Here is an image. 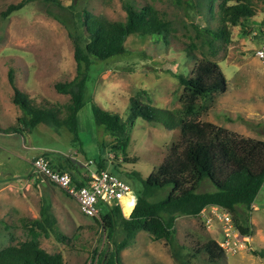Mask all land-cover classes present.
<instances>
[{
	"label": "rangeland",
	"instance_id": "374dc122",
	"mask_svg": "<svg viewBox=\"0 0 264 264\" xmlns=\"http://www.w3.org/2000/svg\"><path fill=\"white\" fill-rule=\"evenodd\" d=\"M56 1L64 7H74L77 28L84 12L123 22L125 5L149 7L169 24L165 38L130 36L124 56L92 65L87 93L97 106L117 114L123 122H128L132 102L161 113L178 111L184 90L176 76H187L195 63L205 58L218 64L227 89L200 101L199 112L187 121L211 124L239 138L264 142V71L255 58V51L264 41V0H250L255 15L238 26L228 25L227 37L220 39H213L204 30L215 32L219 28L216 22H204L210 0ZM219 1L215 0V8ZM23 2L22 9L4 16L9 7ZM47 10L59 13L55 4L40 0H0V250L29 240L22 221L38 218L41 204L48 200L57 226L47 238L38 234L40 248L51 255L60 254L64 264H101L115 245L125 241L124 230L117 227L110 236L98 220L84 216L77 203L55 185L30 178V161L43 153H54L85 166L90 162L87 169L77 166L85 177L101 164L103 170L130 186L131 193L121 206L122 216L128 217L139 184L127 175L136 173L145 180L176 142L179 130L139 118L127 125L122 137L126 143L124 154L116 155L110 149L115 140L95 124L89 103L77 114L79 144L72 142L65 128L23 127V115L12 104L9 72L16 88L27 94L35 106L49 108L68 104L69 96L57 93L54 86L70 82L76 75L67 30ZM212 191L207 182L198 190ZM97 208L101 210L99 205ZM204 214L215 216L211 210H204ZM201 216L180 215L174 221L176 243L185 248L180 250V260L172 258L165 240L156 241L147 232L138 231L120 250V264H264V183L250 214L252 236L237 254H224V259L209 262L201 249L208 240L218 245L222 224L212 220L207 226Z\"/></svg>",
	"mask_w": 264,
	"mask_h": 264
},
{
	"label": "trees",
	"instance_id": "16d2710c",
	"mask_svg": "<svg viewBox=\"0 0 264 264\" xmlns=\"http://www.w3.org/2000/svg\"><path fill=\"white\" fill-rule=\"evenodd\" d=\"M40 1L57 6L58 14L51 10H47V14L67 30L73 45L76 75L72 81L54 86L57 93L69 96L68 104L49 108L35 106L27 94L16 88L12 73L9 72V84L13 90L12 104L23 115V127L33 129L45 125L54 129L65 128L72 135V142L79 144L77 114L89 103L92 104L95 124L115 140V145L110 149L116 155L118 152L124 154L126 143L122 137L127 125L139 118L148 123L163 122L168 128L179 130L176 142L170 145L160 165L145 180L140 179L136 173L127 175L139 184L137 189H133H136L137 197L128 217L122 216L118 206L99 204L101 210L98 218L91 219L98 220L110 236L117 227H121L126 234L125 241L115 245V250L104 257L101 264H120V250L138 231L147 232L156 241L165 240L172 258L180 260L183 257L180 250L185 248L178 247L176 243V217H196L208 207H220L232 217L233 225L242 237L252 236L250 214L264 183V142L239 138L211 124L187 121V118L199 112L200 101L205 102L211 96L226 91V80L218 64L204 58L195 63L187 76H176L184 90L180 110L161 113L146 104L132 102L128 122H123L117 114L100 108L89 97L88 73L94 63L102 64L124 56L127 53L125 43L130 36L164 37L169 24L159 19L158 14L149 7L125 5L126 18L123 22H112L84 12L77 28L73 6L64 7L56 0ZM214 2L210 0L204 19L207 24L216 22L219 27L215 32L205 27V32L213 39L226 38L228 25L238 26L255 15L250 0H220L216 8ZM24 5L25 2L9 7L3 14L8 16ZM261 24L264 25V19ZM162 117L166 119H160ZM53 154L40 155L48 162L51 171L67 173L77 188L87 185L89 172L88 177H85L77 169L78 165L84 168L85 165L60 154H54L56 156L53 158ZM101 171L105 170L98 164L95 172ZM29 177L33 178L32 174ZM204 182L213 188L212 192H198ZM22 222L29 231V240L2 248L0 264H64L60 254H48L37 241L38 234L47 238L56 229L57 219L52 213L51 203L44 200L39 217ZM56 236L61 240L60 235ZM201 252L209 262L222 260L225 254L211 240L203 245Z\"/></svg>",
	"mask_w": 264,
	"mask_h": 264
},
{
	"label": "built area",
	"instance_id": "2783aa9c",
	"mask_svg": "<svg viewBox=\"0 0 264 264\" xmlns=\"http://www.w3.org/2000/svg\"><path fill=\"white\" fill-rule=\"evenodd\" d=\"M255 58L264 71V43L255 51ZM89 164L91 163L86 164V167ZM31 167L33 179L41 178L60 188L77 203L80 212L89 218H98L99 204L109 207L118 206L121 209L122 200L131 193L128 184L106 171L89 172L87 185L77 188L67 173L51 171L48 162L41 156H36L32 160ZM204 210H211L215 216L205 215ZM204 210L200 215L207 226H210L212 220H218L222 224L223 234L218 246L226 255L237 254L246 248L248 238L239 234L233 225L232 217L227 212L213 207Z\"/></svg>",
	"mask_w": 264,
	"mask_h": 264
},
{
	"label": "crops",
	"instance_id": "0c3cea01",
	"mask_svg": "<svg viewBox=\"0 0 264 264\" xmlns=\"http://www.w3.org/2000/svg\"><path fill=\"white\" fill-rule=\"evenodd\" d=\"M35 157H36V156H35ZM35 157H34V158H35ZM34 158H33V159H34ZM33 159H32V160H33ZM32 160L30 161V164H31ZM134 204H135V203H134ZM121 206L123 207V205H122V204H121Z\"/></svg>",
	"mask_w": 264,
	"mask_h": 264
}]
</instances>
